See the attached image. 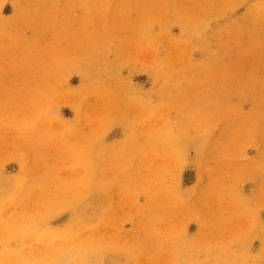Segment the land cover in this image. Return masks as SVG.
Here are the masks:
<instances>
[{
    "label": "rangeland",
    "instance_id": "rangeland-1",
    "mask_svg": "<svg viewBox=\"0 0 264 264\" xmlns=\"http://www.w3.org/2000/svg\"><path fill=\"white\" fill-rule=\"evenodd\" d=\"M0 264H264V0H0Z\"/></svg>",
    "mask_w": 264,
    "mask_h": 264
}]
</instances>
